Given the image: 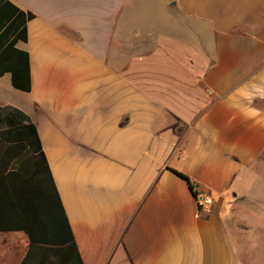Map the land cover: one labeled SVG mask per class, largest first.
<instances>
[{
	"label": "crops",
	"instance_id": "1",
	"mask_svg": "<svg viewBox=\"0 0 264 264\" xmlns=\"http://www.w3.org/2000/svg\"><path fill=\"white\" fill-rule=\"evenodd\" d=\"M4 1L33 17L13 47L0 27V112L35 123L76 264H245L235 240L264 218V0ZM6 128L0 180L15 184L31 151ZM50 248L0 230V264H58Z\"/></svg>",
	"mask_w": 264,
	"mask_h": 264
},
{
	"label": "trees",
	"instance_id": "2",
	"mask_svg": "<svg viewBox=\"0 0 264 264\" xmlns=\"http://www.w3.org/2000/svg\"><path fill=\"white\" fill-rule=\"evenodd\" d=\"M3 1L0 0V27L8 23L6 30L15 32L10 43L13 47L19 38H27L25 23L33 14L23 11L17 14V7L9 9L6 6L8 2ZM19 20L22 24L20 30ZM15 52L20 58L10 66L13 84L29 90L31 82L28 53L18 49ZM0 124L7 126L1 133H5L11 140L15 138L16 142L20 141L22 149L29 148L31 151L30 167L21 173L20 182L17 179L15 184L12 180H0V230L20 227L28 233L33 244L48 245L55 253H58V246H61L58 264L80 262L68 216L35 123L24 112L7 109L6 112H0Z\"/></svg>",
	"mask_w": 264,
	"mask_h": 264
},
{
	"label": "rangeland",
	"instance_id": "3",
	"mask_svg": "<svg viewBox=\"0 0 264 264\" xmlns=\"http://www.w3.org/2000/svg\"><path fill=\"white\" fill-rule=\"evenodd\" d=\"M250 215L252 217V213ZM246 224H248L246 229L241 230L244 243L240 244L238 240H235V249L245 264H264V238L256 236L264 231L258 228L259 224L264 225V218L249 220Z\"/></svg>",
	"mask_w": 264,
	"mask_h": 264
},
{
	"label": "built area",
	"instance_id": "4",
	"mask_svg": "<svg viewBox=\"0 0 264 264\" xmlns=\"http://www.w3.org/2000/svg\"><path fill=\"white\" fill-rule=\"evenodd\" d=\"M197 204L200 212L210 213L213 211L215 199L209 192H197Z\"/></svg>",
	"mask_w": 264,
	"mask_h": 264
}]
</instances>
